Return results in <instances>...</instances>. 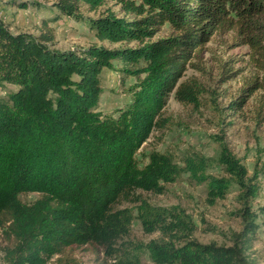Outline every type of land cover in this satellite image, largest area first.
Wrapping results in <instances>:
<instances>
[{
    "label": "trees",
    "instance_id": "16d2710c",
    "mask_svg": "<svg viewBox=\"0 0 264 264\" xmlns=\"http://www.w3.org/2000/svg\"><path fill=\"white\" fill-rule=\"evenodd\" d=\"M59 13L73 15L80 3L95 8L101 0H55ZM146 15L127 20L113 14L93 19L97 37L109 41L150 38L153 26L169 34L143 46L79 51L50 48L53 29L38 37L13 33L0 18V85L15 90L0 98V259L1 264H137L146 252L155 264H249L246 255L255 223L247 224L230 246L189 240L121 243L134 219L144 231H177L185 214L177 206L142 200L133 209L114 208L128 188L158 191L181 174L205 183L211 198L223 197L231 180L254 197L246 168L222 143L218 160L231 180L207 173L208 159L185 154L177 161L152 150L140 164L136 154L157 124L169 94L195 102V81L178 80L187 63L214 36L235 34L250 59L264 72V0H139ZM136 80L131 100L116 116L96 110L100 74L113 61ZM140 61L143 65H135ZM133 66V67H132ZM141 74L142 77H141ZM251 85L264 90V79ZM37 192L31 203L19 195ZM125 245V246H124ZM93 256L84 262V253ZM104 256H100V252Z\"/></svg>",
    "mask_w": 264,
    "mask_h": 264
},
{
    "label": "rangeland",
    "instance_id": "374dc122",
    "mask_svg": "<svg viewBox=\"0 0 264 264\" xmlns=\"http://www.w3.org/2000/svg\"><path fill=\"white\" fill-rule=\"evenodd\" d=\"M54 1L0 0V18L13 33H30L38 37L45 26L51 27L54 38L47 45L60 50L143 46L170 32L168 25L164 24L153 26L150 38L117 42L101 39L90 26L93 19L113 14L133 20L147 14L146 6L140 5L139 0H101L93 9L80 3L73 16L59 13ZM235 37L232 32L214 36L197 56L189 60L178 83L195 81L196 101L180 102L174 97L173 90L136 157L140 164H144L152 150L168 152L177 161L185 154L203 156L209 162L208 174L231 180L225 166L218 160L223 143L246 168L244 180L256 184V195L244 196V190L231 180L223 197L211 198L206 184L196 183L187 173L173 182L163 183L158 191L128 188L114 208L127 207L135 213L142 200L155 206H177L185 214L186 222L169 235L160 230L146 232L139 220L134 219L128 234L121 240L126 246L170 238L175 247L192 239L230 246L234 234L243 231L247 224L243 209H249L255 229L247 234L250 245L246 255L249 264H264V90L252 85L246 88L252 83H260L264 72L251 61L248 46L240 44ZM135 65L140 67L143 62ZM124 68L123 62L115 60L110 68L101 71L102 93L96 110L103 116H116L119 109L131 100V87L136 78L123 71ZM13 90L14 85L2 83L0 98ZM39 196L37 192L19 195L25 203H31ZM92 256L91 251L85 252L84 262L88 263ZM100 256H104L103 251ZM107 259L113 264L116 258ZM137 264L155 263L143 252Z\"/></svg>",
    "mask_w": 264,
    "mask_h": 264
}]
</instances>
